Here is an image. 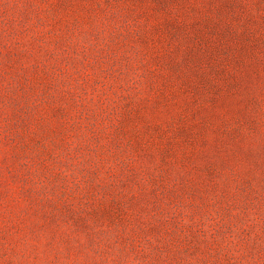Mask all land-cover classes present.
<instances>
[{
  "label": "rangeland",
  "instance_id": "obj_1",
  "mask_svg": "<svg viewBox=\"0 0 264 264\" xmlns=\"http://www.w3.org/2000/svg\"><path fill=\"white\" fill-rule=\"evenodd\" d=\"M0 264H264V0H0Z\"/></svg>",
  "mask_w": 264,
  "mask_h": 264
}]
</instances>
